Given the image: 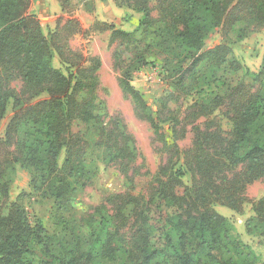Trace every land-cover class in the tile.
<instances>
[{
  "label": "trees",
  "instance_id": "16d2710c",
  "mask_svg": "<svg viewBox=\"0 0 264 264\" xmlns=\"http://www.w3.org/2000/svg\"><path fill=\"white\" fill-rule=\"evenodd\" d=\"M133 1L145 15L140 25H153L150 41L177 75L171 85L179 92L149 112L142 95L122 82L137 115L156 135H167L166 160L154 175L143 174L149 177L144 192L136 191V179L143 175L131 135L119 120L100 124L94 140L88 138L97 117L96 81L67 45L72 20L45 34L30 0H0V123L10 102L15 108L0 139V264H258L211 204L239 212L246 187L264 178V91L240 83L223 97L214 94L212 100L223 101L230 131L210 119L206 101L211 95L200 94L181 114L168 103L197 85V93L204 91L200 65L212 76L226 66L240 68L228 56L227 37L242 22L264 27V0H157L156 18L147 0ZM215 29L223 42L205 48V37ZM53 52L64 71L52 65ZM187 133L190 144L180 157L178 142ZM89 148L115 164L131 187L95 206L87 218L88 237L55 243L42 225L30 222L23 202L27 194L9 198L15 172L26 170L31 189L60 209L91 174ZM187 172L190 187L182 179ZM253 207L247 231L253 222L264 237V198Z\"/></svg>",
  "mask_w": 264,
  "mask_h": 264
},
{
  "label": "rangeland",
  "instance_id": "374dc122",
  "mask_svg": "<svg viewBox=\"0 0 264 264\" xmlns=\"http://www.w3.org/2000/svg\"><path fill=\"white\" fill-rule=\"evenodd\" d=\"M146 5L150 16L159 17L157 0H147ZM140 6L133 0H30V11L37 15L45 34L54 30L58 24L62 25L65 20H72L66 31L67 45L84 66L88 67L87 75L96 81L94 94L98 105L97 117L88 138L94 140L100 124H106L114 118L119 120L133 140L137 168L141 175L146 173L150 177L166 160L167 146L164 143L167 135L165 137L156 135L148 121L137 115L134 101L124 91L122 82L128 81L142 95L149 112L157 110L160 103L171 95L174 98L178 91L171 85L177 75L171 73L162 60V55L156 54L159 48L154 47L150 41L153 25L149 27L140 25L145 17ZM252 26L243 22L238 24L225 43L231 50L229 58L236 60L240 68L229 71L226 66L212 76L210 68L205 64L200 65L198 70L202 74V79L199 80H202L204 91L197 93L201 87L197 85L186 93H181L178 100L169 99L168 106L174 109V112L181 114L200 94L203 97L208 94L207 96L211 95L208 97L211 98L210 101H206L210 119L212 118L222 130H231V123L224 114L223 101L212 98L216 93L223 97L229 92L230 87L240 83L252 86V90L258 88L264 91L262 68L264 27ZM145 29H148L147 33ZM221 35L216 29L210 31L204 39L203 46L210 48L222 43ZM51 62L55 68L64 71L55 52L52 53ZM18 80L12 81V87L16 91L20 86ZM44 97L41 95L39 98ZM14 112L15 108L10 102L0 123V139L3 138L6 124ZM204 119L205 117H202L201 120ZM162 126L168 128V124L164 123ZM190 137L191 134L187 133L185 138L178 142L181 149L180 157H183V150L190 144ZM62 159L61 156L60 162ZM88 160L91 170L89 178L84 185L78 187L69 204L60 209L52 199L43 198L31 189L26 170L17 167L15 172L9 198L14 200L21 192L27 194L23 202L30 222L42 225L55 243L64 237L68 240L79 235L88 237L90 230L87 218L95 213V206L105 205L108 196L124 192L131 187L127 176H124L115 164L103 160L97 149L89 148ZM181 162H184L183 159L179 160L177 165ZM147 175L136 179V191L144 192L148 187ZM182 179L186 186L192 185L190 172ZM244 196L245 201L239 212L219 202H213L211 205L219 215L227 219L231 226L230 233L244 246V251L250 252L258 264H264V237L253 227V222L250 231H247L246 225L247 221L255 217L253 210L255 202L264 198V178L249 184ZM129 216L128 225L132 222L131 212ZM121 241L125 242L127 239L122 238ZM125 248L127 249L126 245ZM122 253L121 251L118 255Z\"/></svg>",
  "mask_w": 264,
  "mask_h": 264
}]
</instances>
